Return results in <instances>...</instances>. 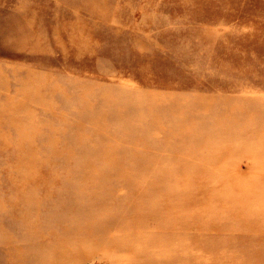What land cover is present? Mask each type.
I'll return each mask as SVG.
<instances>
[{"label":"rangeland","instance_id":"1","mask_svg":"<svg viewBox=\"0 0 264 264\" xmlns=\"http://www.w3.org/2000/svg\"><path fill=\"white\" fill-rule=\"evenodd\" d=\"M83 4L0 0V264H264V0Z\"/></svg>","mask_w":264,"mask_h":264},{"label":"bare ground","instance_id":"2","mask_svg":"<svg viewBox=\"0 0 264 264\" xmlns=\"http://www.w3.org/2000/svg\"><path fill=\"white\" fill-rule=\"evenodd\" d=\"M99 1H101V0H99ZM99 1H94L93 0V3H96V2H99ZM83 2H84V0H78V5H80V4H83ZM86 3H84L83 4V6H84V8H79L78 7V9H77V11H76V17L78 18V16L77 15H80V14H83V12H89V10H88V8H85L86 6ZM81 6V5H80ZM100 16H102V15H100ZM105 114L104 113H101V115H100V117H99V119H97V123L99 122V120H100V118L102 117V116H104ZM151 119H152V122L154 121V118H153V115H152V117H151ZM93 121H95V119L93 120ZM3 126H5V123L4 122H2L1 124H0V127H3ZM98 129V131H99V133H101V130L99 129V128H97ZM94 134H97V132L94 130V132H93ZM79 135V134H78ZM85 138H86V136H78V140H80L82 143H83V145H85V144H88L87 142H85L84 140H85ZM92 138H93V135H92ZM7 139H8V134H4V135H1L0 136V146L2 145V143H4V141L6 140L7 141ZM30 141V142H33V144L35 143V140L37 141V144H39L40 143V141H42L43 142V139L39 136V135H34V134H28L27 135V137H25V138H23V142H25V141ZM42 142L40 143V145L42 144ZM81 142H78L81 146H82V143ZM99 142H100V144L98 145V146H100V147H105L106 146V138H103V136L102 135H100V140H99ZM21 145H26V146H29V145H32V144H29L28 145V143H22ZM54 145V148H55V144H53ZM83 150H84V152L85 151H87L88 149L87 148H85L84 146H83ZM95 150H98V148L97 147H95ZM8 151V150H7ZM7 151H0V154L3 152V153H5V152H7ZM58 151V150H57ZM50 153V152H49ZM6 154H8V152L6 153ZM150 158V156H147L146 158H137L136 160H133L134 162L133 163H135L134 165H140V164H147V163H151L152 162V159H149ZM91 159H88V161L87 162H89ZM86 162V163H87ZM85 163H83V165H84ZM6 166V165H5ZM4 166V167H5ZM6 180H8V177H7V179H5L4 181H6ZM262 252L264 253V248H262ZM254 252L252 251L251 252V254H253ZM5 255H8V254H5ZM222 256H223V258H225V259H227V258H231V256L229 255V253H222ZM260 263H264V258H262V260H261V262Z\"/></svg>","mask_w":264,"mask_h":264}]
</instances>
